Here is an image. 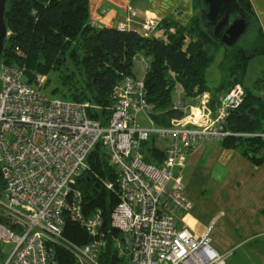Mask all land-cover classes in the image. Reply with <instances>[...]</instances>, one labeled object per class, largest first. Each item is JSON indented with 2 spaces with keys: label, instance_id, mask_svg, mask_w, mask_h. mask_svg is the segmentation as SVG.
Segmentation results:
<instances>
[{
  "label": "built area",
  "instance_id": "1",
  "mask_svg": "<svg viewBox=\"0 0 264 264\" xmlns=\"http://www.w3.org/2000/svg\"><path fill=\"white\" fill-rule=\"evenodd\" d=\"M137 15L130 7L117 27L128 28ZM157 25L146 14L138 31L151 36ZM15 51L26 58L21 48ZM48 80L43 73L30 78L25 65L0 59V264H60L57 247L76 264H104L105 253L118 264H226L229 253L213 246L211 228L199 235L186 222L193 202L183 173L191 151L236 134L226 123L245 98L244 86L233 85L215 106L206 96L197 111L184 107L189 114L162 126L152 118L144 80L134 75H122L112 87L106 121L90 117L87 101L45 93ZM175 93L180 96L179 89ZM258 135L264 139V132ZM151 137L165 142L159 164L143 152ZM97 146L114 178L91 169L88 158ZM88 182L117 198L110 227L102 207L86 199ZM69 221L84 229L88 242L66 234ZM3 244L14 245L10 253Z\"/></svg>",
  "mask_w": 264,
  "mask_h": 264
},
{
  "label": "trees",
  "instance_id": "2",
  "mask_svg": "<svg viewBox=\"0 0 264 264\" xmlns=\"http://www.w3.org/2000/svg\"><path fill=\"white\" fill-rule=\"evenodd\" d=\"M238 2L251 18V23H258V28L253 40L227 46L218 41L214 28L206 23L203 0H195L196 7L202 5L204 8L202 15L194 17L190 25L182 26L172 20H164L159 28L163 30L162 34L151 36H144L131 28L92 24L89 20V0H8L5 21L10 34L5 39L1 60L25 65L27 75L32 78L37 71L49 73L59 70L62 73L61 65L72 56L75 63L80 61L82 64V78L86 85L80 88L60 74L53 92L78 101L91 99V92V100L98 102L102 110L92 107L89 109L90 117L106 121L110 115L107 107L112 87L122 75H134V58L143 52L151 57L144 84L147 99L154 105L152 118L158 125L168 126L172 119L187 114L184 103L181 107L175 105L176 89L181 87L184 97L213 90L218 93L211 99V104L215 106L220 94L226 93L236 83L243 85L250 60L264 54V26L259 23L254 6L251 0ZM15 47L21 48L26 58L17 55ZM221 47L224 48L220 63L222 77L219 85L211 87L206 72ZM49 78L52 81V77ZM263 82L258 80L251 87L244 86L245 98L241 106L230 113L226 123V128L236 134L224 140L229 147L241 146L257 164L263 159L257 152L264 148V139L258 135L264 132V96L255 90ZM64 85L69 87L66 92H63ZM99 149L97 146L89 155L91 169L101 176L114 178V169L106 158L100 156ZM143 152L149 163L159 164L165 156L164 149L158 146L154 137L144 144ZM86 177L89 180L90 176ZM97 186L94 182L86 183V199L91 206L102 207L105 226L110 227V213L117 198L103 186ZM3 187L0 172V195ZM66 234L79 243L89 241L84 229L72 221L66 225ZM109 250H112L111 244ZM56 254L60 264H76L65 249L57 247ZM4 257L0 246V262ZM103 263L118 264V259L105 253Z\"/></svg>",
  "mask_w": 264,
  "mask_h": 264
},
{
  "label": "crops",
  "instance_id": "3",
  "mask_svg": "<svg viewBox=\"0 0 264 264\" xmlns=\"http://www.w3.org/2000/svg\"><path fill=\"white\" fill-rule=\"evenodd\" d=\"M251 2L259 23L264 26V0ZM130 7H134L138 15L128 28L139 30L147 14L158 21L155 27L157 29L153 33L157 35L163 32L159 28L164 20L188 26L194 17L202 15L198 14L200 10L196 7L195 0H89V20L99 27H117L118 22L126 18ZM140 55L145 54L138 53L134 60ZM223 57L224 48L221 47L212 62L216 63L217 79L214 83L209 81L206 72L211 87H216L221 81L220 63ZM255 68L257 73L254 72ZM258 80L264 81V54L250 60L243 86L251 87ZM262 84L255 92L264 96V82ZM180 92V101L184 103V107L194 111H197L196 108L206 96L210 98L212 105L211 99L218 94L211 90L197 96L184 97L183 90ZM158 143L164 148L165 142ZM257 155L263 158L259 164L247 156L241 146L229 147L224 142L211 141L191 151L186 157L183 176L186 193L193 202V207L186 217L188 226L199 235L205 233L208 228L212 231L218 217L228 210L233 225L237 226L239 232V243L235 246L246 243L253 245L249 249H235L233 252L235 246L221 251L216 248L223 253L232 252L230 258H234L231 264H264V250L254 245L260 238L264 240V148L257 152Z\"/></svg>",
  "mask_w": 264,
  "mask_h": 264
},
{
  "label": "rangeland",
  "instance_id": "4",
  "mask_svg": "<svg viewBox=\"0 0 264 264\" xmlns=\"http://www.w3.org/2000/svg\"><path fill=\"white\" fill-rule=\"evenodd\" d=\"M203 8L204 6H200L199 8V13L198 14H202L201 11L203 12ZM236 14V13H235ZM234 14V15H235ZM233 15V16H234ZM201 16V15H200ZM258 28V23H256L255 21L252 22L249 26V28L247 29V31L243 34V36L238 40L240 43L243 42L244 40L250 39L253 40L255 38L256 35V30ZM237 41V43H238ZM69 52H67L68 54ZM72 57V56H71ZM66 58L67 61H65L61 67V71L62 73L59 72V70H53L50 71L49 73H45L42 71H37L35 73H43L46 74L48 76V79H50L49 77H52V81L51 83L44 88V92L49 94L50 96H56V97H62V98H66L63 97V95L60 92L54 93L53 89L54 87L57 85V83H59V76L61 74V77L64 75L66 81H70L73 83H76L78 85V87H84L83 84H85L83 78H82V72H81V62H74L72 58ZM150 60L151 57L149 56H139L134 60V66H133V72H134V76L138 79L144 80L145 77V73H146V69L150 64ZM253 64V63H252ZM254 72L257 73L258 70L255 68ZM32 74V78L34 77V74ZM73 74V75H69V74ZM216 63H213L208 71H207V76L210 82L214 83L216 81ZM249 79V77H248ZM231 80V79H230ZM86 85V84H85ZM64 89L63 92H66L67 89H69V87L64 85ZM76 90H78V87L76 88V86H74ZM179 91H182V88L179 87L178 88ZM182 92H180V96L178 95V93H175V98L176 100H181L182 96H181ZM89 95L91 96L92 99V93L90 92ZM87 100V102H89L91 105H93V108L102 110V107L100 106V104L98 102H95L94 100ZM225 140V139H224ZM224 140H221L219 142H224ZM158 146L159 143L157 142ZM160 147V146H159ZM162 148V147H161ZM184 181H185V176H184ZM237 227V226H236ZM236 227L233 225V220L232 217L230 216V212L227 210V212H224L223 214H221L217 221H215V224L213 225L212 231H211V236L213 238V246L217 249H230L232 247H234L237 243H239V240L237 239V237L239 236V232L237 231ZM245 244V243H244ZM254 245H256V247H258L261 250H264V240L263 238H260L259 240H257ZM13 244H3L4 249L7 251V253H10V251L13 248ZM253 245L250 243H246L245 245H238L235 246L232 249L233 250H246L251 248ZM231 251H227L228 256L226 258V264H231L232 263V259L234 258H230L232 255ZM239 253H237L238 255ZM247 260V259H246Z\"/></svg>",
  "mask_w": 264,
  "mask_h": 264
},
{
  "label": "water",
  "instance_id": "5",
  "mask_svg": "<svg viewBox=\"0 0 264 264\" xmlns=\"http://www.w3.org/2000/svg\"><path fill=\"white\" fill-rule=\"evenodd\" d=\"M7 1L0 0V59L8 34L5 21ZM203 3L205 4L206 23L214 27V35L218 41L227 46L236 44L251 24V18L248 17L238 0H203ZM236 12L239 13V16L233 18ZM50 83L51 80L49 79L45 88ZM172 83L174 84L175 81L172 80ZM186 112L189 114L190 110Z\"/></svg>",
  "mask_w": 264,
  "mask_h": 264
},
{
  "label": "flooded vegetation",
  "instance_id": "6",
  "mask_svg": "<svg viewBox=\"0 0 264 264\" xmlns=\"http://www.w3.org/2000/svg\"><path fill=\"white\" fill-rule=\"evenodd\" d=\"M238 16H239V13L236 12V14L233 16V18H236V17H238ZM211 28H214V27L211 26Z\"/></svg>",
  "mask_w": 264,
  "mask_h": 264
}]
</instances>
